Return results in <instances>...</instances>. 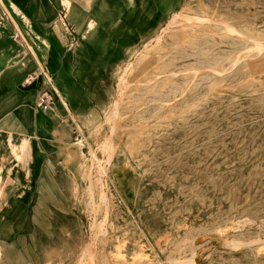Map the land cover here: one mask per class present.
<instances>
[{
    "label": "rangeland",
    "instance_id": "rangeland-1",
    "mask_svg": "<svg viewBox=\"0 0 264 264\" xmlns=\"http://www.w3.org/2000/svg\"><path fill=\"white\" fill-rule=\"evenodd\" d=\"M194 14L209 18L187 23ZM254 39L264 44V0H186L115 68L109 100L64 162L85 241L67 264H264V48Z\"/></svg>",
    "mask_w": 264,
    "mask_h": 264
},
{
    "label": "crops",
    "instance_id": "crops-1",
    "mask_svg": "<svg viewBox=\"0 0 264 264\" xmlns=\"http://www.w3.org/2000/svg\"><path fill=\"white\" fill-rule=\"evenodd\" d=\"M185 4L0 0V264H67L83 246L64 162L109 100L115 68ZM47 85L56 99L42 111L36 101Z\"/></svg>",
    "mask_w": 264,
    "mask_h": 264
},
{
    "label": "bare ground",
    "instance_id": "bare-ground-1",
    "mask_svg": "<svg viewBox=\"0 0 264 264\" xmlns=\"http://www.w3.org/2000/svg\"><path fill=\"white\" fill-rule=\"evenodd\" d=\"M205 15V14H204ZM176 15H174L173 16V18L172 19H170V24L172 23V22H174L175 20H176V17H175ZM204 18H206V16L204 17V16H202V15H196V14H194V15H189V16H185V20H186V22L187 23H189V24H200L203 20H206V19H208L209 17H207L206 19H204ZM222 20V19H221ZM221 20L219 21V23L221 22ZM207 21H210V19L209 20H207ZM225 21V20H224ZM178 22V21H177ZM168 23V24H169ZM222 24L224 25V28L226 29V30H228L227 32H232V31H236V29L234 28V26H232L231 24H229V21H228V23H227V21L226 22H222ZM168 27V26H167ZM236 28H237V26H235ZM168 29V28H167ZM223 30V29H222ZM226 33V32H225ZM236 33V32H235ZM234 33V34H235ZM230 34H232V33H230ZM239 34V33H238ZM240 35V34H239ZM244 36V35H243ZM240 38H241V36H240ZM242 39V38H241ZM243 40V39H242ZM255 40V39H254ZM258 40V39H257ZM243 41H245V40H243ZM218 42V41H217ZM253 43V42H252ZM254 46H256V48L254 47V48H252V49H258L257 51H259L260 49H262V48H264L263 47V42L261 43V41H256L255 40V42H254ZM251 46V45H250ZM247 47V46H246ZM165 55V54H164ZM164 55H161V57H164ZM238 58V57H237ZM158 60V59H157ZM209 60V59H208ZM217 60V59H216ZM211 61H213V60H211ZM215 62V61H214ZM218 61H216V63H217ZM204 63H205V61H204ZM209 63V62H208ZM212 69V68H211ZM214 69H215V66H214ZM191 70V69H190ZM200 70V69H199ZM190 72H192V71H190ZM194 73V72H193ZM197 75V74H196ZM210 76V75H209ZM208 76V77H209ZM194 77V76H193ZM158 78H161L160 76H159V73H157V74H153V76L150 78V79H158ZM168 78V77H167ZM124 79H125V76L124 75H121L120 76V84H119V90H120V93L121 94H124V93H126V91H127V86L128 85H123L124 84ZM183 80V79H182ZM198 81V80H197ZM156 83V82H155ZM150 86H156V85H150ZM160 86H162V85H160ZM167 86V84H165L164 85V87H166ZM195 87V86H194ZM173 88V87H172ZM155 91H158L157 90V88H155V90L153 91V92H155ZM181 93V92H180ZM166 94H169L168 92L166 93ZM173 94V93H172ZM172 94H170V95H172ZM120 108H121V102L120 101H116L115 103H114V106H113V109H112V112H111V114L109 115L110 117L112 116V118H114V119H117L118 118V115H119V113H120ZM108 116V114H107V117H109ZM106 117V118H107Z\"/></svg>",
    "mask_w": 264,
    "mask_h": 264
},
{
    "label": "built area",
    "instance_id": "built-area-1",
    "mask_svg": "<svg viewBox=\"0 0 264 264\" xmlns=\"http://www.w3.org/2000/svg\"><path fill=\"white\" fill-rule=\"evenodd\" d=\"M17 37L20 38L22 43L24 44L26 43V47L29 50V46L24 36L19 32H17ZM55 99H56V91L50 85L44 86L40 90V93L37 97L36 107L42 111H47L54 105Z\"/></svg>",
    "mask_w": 264,
    "mask_h": 264
}]
</instances>
